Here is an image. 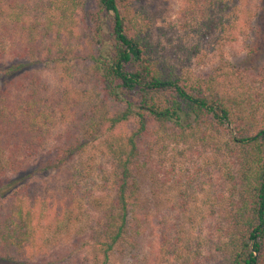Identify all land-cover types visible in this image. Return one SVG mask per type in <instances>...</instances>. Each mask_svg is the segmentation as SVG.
Listing matches in <instances>:
<instances>
[{
    "label": "trees",
    "instance_id": "trees-1",
    "mask_svg": "<svg viewBox=\"0 0 264 264\" xmlns=\"http://www.w3.org/2000/svg\"><path fill=\"white\" fill-rule=\"evenodd\" d=\"M138 4L0 0V264H113L135 248L141 165L172 148L186 157L178 147L220 163L221 220L201 261L160 222V264H264V64L189 74L153 41ZM183 16L189 38L251 32V53H264V0H185ZM96 167L106 197H79ZM56 171L68 173L58 194L37 184ZM85 203L98 215L84 233Z\"/></svg>",
    "mask_w": 264,
    "mask_h": 264
},
{
    "label": "rangeland",
    "instance_id": "rangeland-1",
    "mask_svg": "<svg viewBox=\"0 0 264 264\" xmlns=\"http://www.w3.org/2000/svg\"><path fill=\"white\" fill-rule=\"evenodd\" d=\"M137 6L141 8L143 27L150 30L153 41L161 45L171 61L174 51L176 53L174 62L183 65L184 71L189 74H203L214 66L226 63L241 70L248 68L255 70L264 64V53L257 56L251 53L254 45L251 41L253 36L251 32L238 38L234 43H221V40H217L216 34L210 41L189 38L186 35L187 20L183 16L185 0H139ZM180 38L183 39L185 48L178 46L177 39ZM195 46L199 52L195 55L190 54L192 53L190 48ZM41 71V67L33 70ZM43 75L52 85L59 80V73L55 70L43 72ZM82 78L81 75L77 76L78 81ZM178 150H183L186 157H180L172 148V152L152 154L146 166L141 165L138 173L140 186L138 221L136 219L132 222L133 229L130 231V240L135 242V248L124 246L116 251L112 258L113 264H160L156 258L159 256L161 259L159 252L164 233L160 222H165L166 229L170 224L175 225L178 230L181 229V237L190 245L192 253L201 252L202 256L197 259L198 261L208 253L209 241L213 243L217 241L214 227L220 222L222 211L218 197L224 190L223 172H219L218 167L220 163L218 166L215 164V156L209 151L199 157L189 152L187 147H178ZM98 160L102 169L108 170L107 162L101 157ZM161 160L166 162L162 164ZM99 170L96 167L87 174L89 175L87 180L80 182V189L77 192L79 197L82 193L90 194L91 197L100 196L101 199L106 197L102 190L104 181L97 174ZM67 176L68 173L56 171L44 180L37 181V184L41 187H51L56 183L58 190L56 189L54 193L58 194L63 190ZM86 209L88 214L76 230L83 228V231L88 232L87 227L98 215L96 209L94 210L88 203H85ZM136 224H139V229L135 228ZM173 239L174 231L172 246ZM196 242L200 243V246H197ZM54 255L55 253L51 256Z\"/></svg>",
    "mask_w": 264,
    "mask_h": 264
}]
</instances>
